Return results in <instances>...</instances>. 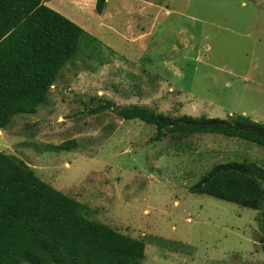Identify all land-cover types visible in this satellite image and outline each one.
Masks as SVG:
<instances>
[{
	"label": "rangeland",
	"instance_id": "1",
	"mask_svg": "<svg viewBox=\"0 0 264 264\" xmlns=\"http://www.w3.org/2000/svg\"><path fill=\"white\" fill-rule=\"evenodd\" d=\"M95 3L45 4L97 41H80L47 104L0 130V151L142 240L141 264H264L258 211L189 192L215 164L264 168L263 148L217 134L154 141L155 127L105 107L264 124V0H108L101 15Z\"/></svg>",
	"mask_w": 264,
	"mask_h": 264
},
{
	"label": "trees",
	"instance_id": "2",
	"mask_svg": "<svg viewBox=\"0 0 264 264\" xmlns=\"http://www.w3.org/2000/svg\"><path fill=\"white\" fill-rule=\"evenodd\" d=\"M48 0H0V130L17 115L36 114L73 60L80 41L96 40L52 10ZM108 0H96L101 15ZM97 41V40H96ZM123 121L155 127L154 141L217 134L264 149V124L247 116L178 117L131 105H105ZM104 107H100L99 111ZM74 141L57 146L69 151ZM259 212L264 235V168L256 163L215 164L189 188ZM85 207L38 178L22 161L0 151V264H141L145 243L86 217ZM264 251V237L260 239Z\"/></svg>",
	"mask_w": 264,
	"mask_h": 264
},
{
	"label": "crops",
	"instance_id": "3",
	"mask_svg": "<svg viewBox=\"0 0 264 264\" xmlns=\"http://www.w3.org/2000/svg\"><path fill=\"white\" fill-rule=\"evenodd\" d=\"M46 3H47V2H46ZM46 3H45V4H46ZM48 5H49V4H48ZM50 5H51V3H50Z\"/></svg>",
	"mask_w": 264,
	"mask_h": 264
}]
</instances>
